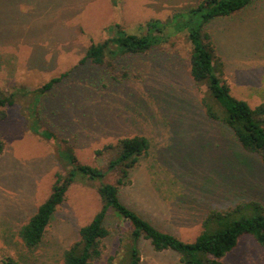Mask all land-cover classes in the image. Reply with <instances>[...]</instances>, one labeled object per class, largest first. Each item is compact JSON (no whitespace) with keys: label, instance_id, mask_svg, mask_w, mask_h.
I'll return each instance as SVG.
<instances>
[{"label":"rangeland","instance_id":"obj_1","mask_svg":"<svg viewBox=\"0 0 264 264\" xmlns=\"http://www.w3.org/2000/svg\"><path fill=\"white\" fill-rule=\"evenodd\" d=\"M201 1L0 0V89H19L16 104L0 113L5 142L0 154V263L7 256L23 264L63 263L80 228L102 207L99 181L80 176L69 188L35 252L25 247L19 230L50 195L57 174L70 170L61 152L107 170L112 153L98 156L96 150L126 136L146 135L152 147L132 171V181L121 188V197L164 231L193 241L209 209L252 199L264 203L261 157L246 153L229 127L208 119L202 105L207 86L197 85L190 75L188 34L201 16L189 10ZM178 11L185 14L175 18ZM153 18L173 23L168 30L173 34L163 45L120 57L113 66L80 63L91 43L115 35L109 26L143 34L142 26ZM207 29L232 94L253 108L260 105L264 0L213 19ZM68 71L60 83L40 93ZM35 120L59 142L35 132ZM118 177L108 172L105 180L117 183ZM106 225L110 234L96 264H110L121 239L129 241L131 225L120 215L111 211ZM141 248L144 264H179L176 252H156L149 240ZM224 260L264 264V246L246 235Z\"/></svg>","mask_w":264,"mask_h":264},{"label":"trees","instance_id":"obj_2","mask_svg":"<svg viewBox=\"0 0 264 264\" xmlns=\"http://www.w3.org/2000/svg\"><path fill=\"white\" fill-rule=\"evenodd\" d=\"M254 0H202L189 10L201 16L197 27L188 34L192 43L190 75L197 85H206L202 98L205 112L213 122L227 126L236 140L248 154H257L264 163V101L253 108L243 99L232 94V88L225 75L222 57L217 51L207 25L217 17L230 16L246 8ZM178 11L174 17L185 13ZM172 21L153 18L143 26L144 33H128L120 25H111L115 35L100 42H93L87 49L81 64L90 60L96 65L113 66V61L126 55H141L163 45L172 36ZM108 28V30H109ZM52 78L40 93L52 89L68 76ZM19 89H0V113L17 102ZM38 99V98H37ZM33 130L43 137L56 140V134L33 123ZM152 142L146 135L136 134L118 139L96 150L98 156L112 153L107 170L82 163L73 152L63 151L60 158L70 170L58 173L52 191L29 220L19 230V237L30 252L40 247L51 220L58 207L65 201L69 188L87 177L99 181L97 187L102 207L92 220L79 230V238L65 250L62 264H96L104 252V239L110 234L106 225L107 217L114 211L131 225L129 241L121 239L116 255L110 257V264H144L141 242L149 240L156 252L171 250L179 255V264H228L225 257L239 244L242 237L251 235L264 246V203L258 199L241 201L228 208L209 209L202 220V231L193 241H185L176 234L162 230L151 218L124 202L121 188L128 185L132 171L150 155ZM59 149H63L59 144ZM5 150V142L0 138V154ZM65 158V159H63ZM242 160L237 162L240 164ZM236 163V164H237ZM243 166V165H239ZM108 172H117V183L105 180ZM0 264H23L13 256L5 257Z\"/></svg>","mask_w":264,"mask_h":264}]
</instances>
